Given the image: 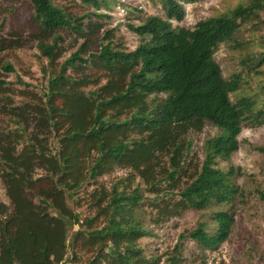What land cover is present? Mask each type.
<instances>
[{
    "label": "trees",
    "instance_id": "trees-1",
    "mask_svg": "<svg viewBox=\"0 0 264 264\" xmlns=\"http://www.w3.org/2000/svg\"><path fill=\"white\" fill-rule=\"evenodd\" d=\"M66 1L6 0L12 13L30 9L0 36V54L31 40L43 79L0 76V264H205L242 200L230 165L237 136L244 122L264 125L258 94L240 95L241 78L224 79L214 52L246 21L264 28V0L191 28L171 20L196 0H158L164 17L129 7L134 49L107 27L116 0H76L88 8L79 15ZM3 56L0 70L16 72ZM240 64L259 69L264 46ZM206 125L217 133L199 157L192 138ZM187 211L208 214L174 247L148 254L142 240ZM184 240L198 249L191 259Z\"/></svg>",
    "mask_w": 264,
    "mask_h": 264
},
{
    "label": "rangeland",
    "instance_id": "rangeland-1",
    "mask_svg": "<svg viewBox=\"0 0 264 264\" xmlns=\"http://www.w3.org/2000/svg\"><path fill=\"white\" fill-rule=\"evenodd\" d=\"M57 1V0H56ZM246 0H196L191 4H182L184 18L171 24L191 28L200 20L211 16H220L232 11L238 3ZM117 5L110 13L113 19L108 21V28H115L116 37L128 49L137 45V37L129 31L125 23L135 16L128 10L131 7L137 16L141 10L144 16L159 15L164 17L163 8L158 0H116ZM68 11L79 15L88 8L81 6L79 1L68 0L61 2ZM121 4V5H120ZM6 0H0V36H8L17 25L22 24L29 15V9L23 7L12 13L8 10ZM125 5L126 8H123ZM28 6V5H27ZM4 22L3 24H1ZM264 46V28L253 26L249 22L242 23L235 36L230 40L219 43L214 52V61L219 66L224 79L238 74L241 78L242 88L240 95L258 94L260 103L264 105V64L259 69H247L240 64L241 58L258 53ZM4 55L13 63L16 72L5 74L0 70V76L7 81H15L19 75L24 82L39 84L43 79L40 70L41 60L38 59L39 51L35 43L29 39L23 47ZM45 63V59H43ZM236 94L231 96V100ZM258 98V99H259ZM216 129L206 125L200 134L192 138V146L202 157L203 141L209 136H214ZM238 139V149L230 158V165L239 167L241 174L234 178V183L242 193V200L232 205L233 228L228 240L217 251H206L205 264H264V125L253 126L244 122ZM228 167V165H226ZM262 193L263 196H260ZM7 203L8 199L0 181V203ZM207 212L187 211L179 217H171L160 228L153 230V237L143 239L141 244L148 254L160 255L177 243V237L184 231L192 230L196 224L206 219ZM184 255L191 259L198 253L196 246L189 240H184ZM196 264V263H187Z\"/></svg>",
    "mask_w": 264,
    "mask_h": 264
}]
</instances>
